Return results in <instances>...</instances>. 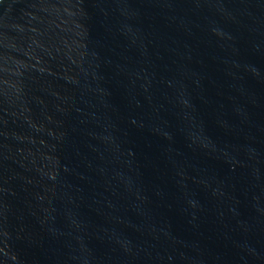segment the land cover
Masks as SVG:
<instances>
[{
    "label": "water",
    "instance_id": "water-1",
    "mask_svg": "<svg viewBox=\"0 0 264 264\" xmlns=\"http://www.w3.org/2000/svg\"><path fill=\"white\" fill-rule=\"evenodd\" d=\"M0 264H264V0H0Z\"/></svg>",
    "mask_w": 264,
    "mask_h": 264
}]
</instances>
